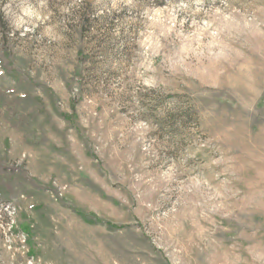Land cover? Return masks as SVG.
Segmentation results:
<instances>
[{
	"label": "rangeland",
	"instance_id": "rangeland-1",
	"mask_svg": "<svg viewBox=\"0 0 264 264\" xmlns=\"http://www.w3.org/2000/svg\"><path fill=\"white\" fill-rule=\"evenodd\" d=\"M0 164V264H264V0H0Z\"/></svg>",
	"mask_w": 264,
	"mask_h": 264
},
{
	"label": "trees",
	"instance_id": "trees-1",
	"mask_svg": "<svg viewBox=\"0 0 264 264\" xmlns=\"http://www.w3.org/2000/svg\"><path fill=\"white\" fill-rule=\"evenodd\" d=\"M2 66V65H1ZM10 92L6 91L3 94H1V96H5L8 95ZM4 167L3 165L0 164V169ZM5 168V167H4ZM19 175L21 176V178L28 180L31 184H36L40 189H50L49 187H46L45 185H42L38 182H36L34 179L28 177L23 171H19ZM7 195H8V190L7 188L2 184V181L0 179V203L1 202H7ZM60 202H62V204H64L66 207H68L73 213H75L77 216H79L80 218H82L83 220L90 222V223H101V224H105L104 221H100L99 219L95 218V216H93L92 214H85L82 211H80L79 209H75L71 206H68L66 203H64V201H62L60 199ZM107 226L109 228H116L115 226L111 225V224H107ZM25 232H27L28 229H23Z\"/></svg>",
	"mask_w": 264,
	"mask_h": 264
}]
</instances>
